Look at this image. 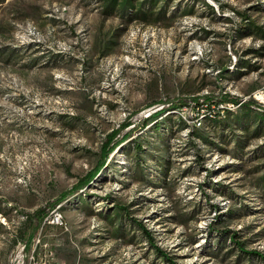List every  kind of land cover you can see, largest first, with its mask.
Returning <instances> with one entry per match:
<instances>
[{"label": "rangeland", "instance_id": "374dc122", "mask_svg": "<svg viewBox=\"0 0 264 264\" xmlns=\"http://www.w3.org/2000/svg\"><path fill=\"white\" fill-rule=\"evenodd\" d=\"M107 2L0 3V264H264V0Z\"/></svg>", "mask_w": 264, "mask_h": 264}, {"label": "trees", "instance_id": "16d2710c", "mask_svg": "<svg viewBox=\"0 0 264 264\" xmlns=\"http://www.w3.org/2000/svg\"><path fill=\"white\" fill-rule=\"evenodd\" d=\"M1 1L2 0H0V3H1ZM118 1L119 0H108L105 11H112L118 5H120L121 6V13L123 15H128V13H129L133 16L134 15L137 16L136 18H141V19L144 18L145 19V18L149 17L150 14H153L154 13L153 10L156 8V7H154L153 9L149 10V13H147L145 11V4H144V2H142L139 4V6H137V8H135L136 10L132 12V8L135 7V1L136 0H121L120 2H118ZM156 1H158V0H155V2H153V4L156 3ZM226 100H227V98L225 96H223L222 98H220L218 104L220 102H224ZM156 115H157V112H154V113L148 115L146 118L143 119V123L144 124L147 123L151 117L156 116ZM106 145H107L106 148L107 147L108 148L105 150V154L103 156L102 161L96 167H94L93 169L88 171L83 177H81L79 179V181L72 188L62 192L59 195V197L56 198L55 202H51L52 205H56L57 203H60L61 201H63L64 199H66L70 195H73L75 192L79 191L80 189L86 187L90 182H92V181H94V179H96V177L98 176V173H99L101 167L103 166V164L105 163L106 158L108 157L109 153L112 150L116 149L115 145L108 146L107 143H106ZM46 214H47L46 208L41 207V208L36 209V211L34 212L32 217L34 219H36L38 221V223H40L46 217ZM36 229H37V226H35L33 228L31 233H33ZM145 232H148V231L145 230ZM225 233H228V231H226ZM235 237H236V234H235ZM233 242L235 243L236 248L239 249L240 251L245 252L251 256L257 255V256H260L261 258L264 259V256H262L257 251H254V250L246 251V250H244V243L243 242L238 241L236 239H233ZM157 251L160 253V255H162L167 260L168 264H179L176 260L170 258L167 254L163 253L159 248H157Z\"/></svg>", "mask_w": 264, "mask_h": 264}, {"label": "built area", "instance_id": "2783aa9c", "mask_svg": "<svg viewBox=\"0 0 264 264\" xmlns=\"http://www.w3.org/2000/svg\"><path fill=\"white\" fill-rule=\"evenodd\" d=\"M199 123V122H198ZM45 222H51V223H63L62 221H60L59 217H58V209H54L48 216H46L45 218Z\"/></svg>", "mask_w": 264, "mask_h": 264}]
</instances>
